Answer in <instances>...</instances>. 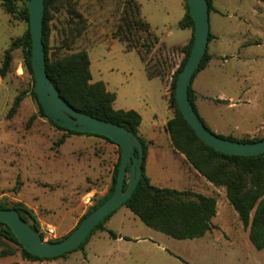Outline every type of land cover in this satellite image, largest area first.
Segmentation results:
<instances>
[{
    "label": "rangeland",
    "instance_id": "rangeland-1",
    "mask_svg": "<svg viewBox=\"0 0 264 264\" xmlns=\"http://www.w3.org/2000/svg\"><path fill=\"white\" fill-rule=\"evenodd\" d=\"M135 1L140 17L158 39L145 59H152V64L167 59L163 79L147 78L136 52L126 51L114 38L124 0L55 1L50 8L48 57L54 60L87 52L91 82L102 81L115 94L117 108L134 110L141 117L138 134L151 143L145 161L150 184L214 196L217 209L212 224L217 229L203 238L177 240L149 229L120 207L104 224L105 230L94 232L82 250L52 260L29 261L17 246L0 241V251H12L0 256V264H264V250L257 251L250 244L223 188L204 185L205 180L171 152L163 130L172 116L167 107L171 75L191 35L177 25L185 12L184 2ZM16 3L21 7L20 1ZM212 5L209 31L213 38L207 52L215 60L197 74L201 92L207 96L201 98L197 114L216 135L262 138L264 0H212ZM26 29L25 21L10 16L0 5V64L4 50ZM31 83L21 50H13L10 69L0 77V203L20 202L31 209L43 241H49L68 234L107 193L119 148L98 137L58 130L39 115L29 94L8 117L14 97L28 92ZM61 137L63 142L56 145ZM107 230L117 238L109 237Z\"/></svg>",
    "mask_w": 264,
    "mask_h": 264
},
{
    "label": "trees",
    "instance_id": "trees-1",
    "mask_svg": "<svg viewBox=\"0 0 264 264\" xmlns=\"http://www.w3.org/2000/svg\"><path fill=\"white\" fill-rule=\"evenodd\" d=\"M17 1H20L21 7H18ZM55 1L57 0H44V14L41 29L45 72L48 79L63 101L74 110L93 118L124 127L139 139L143 148L140 180L131 197L118 208H127L149 229L177 240L202 238L206 233L213 229H217V227L212 224V219L216 215V198L214 196H208L190 190L157 188L150 184V180L145 172L147 145L138 134L141 117L134 110H115L113 108L115 99L114 93L106 90L105 84L102 81L91 82L89 69L90 61L87 52L82 50L54 60L48 57V46L51 33L50 22L52 20L50 8ZM206 1L209 13L213 10L212 0ZM183 2L185 12L177 25L179 29L190 30L191 35L187 44L180 49L183 57L171 75L167 107L171 110L172 116L165 122L163 130L168 136L172 150L181 154L185 162L188 163L198 176L202 177L213 187L223 188L227 203L236 213L242 227L247 229V237L250 244L257 251L264 250V154L250 157L226 155L205 146L187 125L174 101L175 81L189 54L193 38V22L189 16L185 0H183ZM0 5L10 16H18L27 23L26 31L20 37L13 39L4 50L0 64V77H4L10 69L12 51L20 49L23 66L30 75L32 81L28 92H21L14 97L7 113L8 117H11L17 111L20 102L29 94L38 105L39 115L48 120L58 130L71 135L94 136L113 143L104 136L92 133L74 132L59 127L46 117L34 93V78L31 68V38L29 34V14L27 8L22 0H0ZM139 11V4L135 0H124L114 38L124 45L126 51L136 52L143 64L147 78L163 79L165 77L164 73L168 68L167 59H158L155 64H152V59H145V55L151 53L158 43V39L150 31L149 25L140 17ZM139 33L143 34V38L138 37ZM212 38L213 36L209 31L208 43ZM140 40H142L141 43L138 42ZM160 57L161 56L158 58ZM209 60L210 55L206 48L188 87V99L196 114L194 91L191 85L195 76L207 66ZM214 102L224 101L215 99ZM31 119H33V117ZM199 120L203 123L200 117ZM217 136L240 143H254L264 139V137L256 139H235L231 136ZM62 142L63 137L58 139L55 144L60 145ZM116 146L119 148L118 145ZM120 156L121 153L119 148V156L113 168L111 183L107 193L98 198L94 204L85 211L76 226L68 234L55 240H49L48 242H57L67 237L79 225L84 217L102 204L113 193L116 185ZM127 181L128 179L125 178L123 191L127 188ZM118 208L106 215L77 248L55 257L45 258L30 254L19 244L11 229L4 223H0V241H7L17 246L22 257L29 261L56 259L71 252L82 250L94 232L105 230L104 224ZM0 209H11L18 212L21 219L37 232L43 240L40 223L31 209L20 202H15L11 206L0 203ZM107 234L113 239L117 238L110 230H107ZM10 254H12V251H0V256Z\"/></svg>",
    "mask_w": 264,
    "mask_h": 264
},
{
    "label": "water",
    "instance_id": "water-1",
    "mask_svg": "<svg viewBox=\"0 0 264 264\" xmlns=\"http://www.w3.org/2000/svg\"><path fill=\"white\" fill-rule=\"evenodd\" d=\"M22 2L29 14L34 93L43 113L59 127L74 132L107 137L119 146L121 153L113 193L60 241H43L38 233L21 219L18 212L11 209H0V223H4L11 229L19 244L27 252L37 257L50 258L77 248L106 215L131 197L141 177L143 148L139 139L124 127L77 112L63 101L45 72L44 50L41 41L44 0H22ZM185 2L193 22V38L189 54L175 81L174 101L178 111L195 136L214 151L243 157L264 154V139L254 143H240L220 138L210 132L194 112L188 99V87L207 48L209 13L206 0H185ZM125 178L128 179V185L123 191Z\"/></svg>",
    "mask_w": 264,
    "mask_h": 264
},
{
    "label": "crops",
    "instance_id": "crops-1",
    "mask_svg": "<svg viewBox=\"0 0 264 264\" xmlns=\"http://www.w3.org/2000/svg\"><path fill=\"white\" fill-rule=\"evenodd\" d=\"M214 57L213 56H211L210 55V60L208 61V64H207V66L201 71V72H199V73H203V72H205L207 69H208V66L212 63V62H214ZM199 73H198V75H199ZM198 75L196 76V78L194 79V85H193V87H192V89H193V91H194V105H195V107H196V110H197V112L199 113V106H200V103H201V101H202V97H207V96H205L202 92H201V86H200V81H199V78H198ZM105 87H106V90H108L107 89V86L105 85ZM109 92H111V91H109ZM113 93V92H112ZM115 95V94H114ZM116 100V99H115ZM115 100H114V102H113V108L115 109V110H119L120 108H117L116 106H115ZM215 100V99H214ZM164 126V125H163ZM141 137V136H140ZM142 138V137H141ZM143 139V138H142ZM144 140V139H143ZM145 142V141H144ZM169 142V141H168ZM146 143V145H147V152H148V145H150L151 143L150 142H145ZM169 148H170V150H171V152H173V154H177L179 157L178 158H181V160H184V157L181 155V154H178V153H174V151H172V148L170 147V144H169ZM146 158H147V155H146ZM199 178V177H198ZM199 179H201V178H199ZM150 180V179H149ZM202 180V179H201ZM204 180V179H203ZM205 183H203L204 185H207V186H209V187H211V185L208 183V182H206V181H204ZM192 183H193V181H192ZM182 190H185V189H182ZM202 194V193H201ZM217 201V200H216ZM217 204V203H216ZM216 209H217V207H216ZM236 214V213H235ZM242 226V225H241ZM243 228V227H242ZM244 229V228H243ZM245 231H247V229H244ZM206 235H209L210 236V232H208V233H206L205 234V236ZM205 236H203V237H205ZM202 237V238H203Z\"/></svg>",
    "mask_w": 264,
    "mask_h": 264
}]
</instances>
